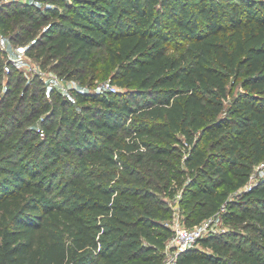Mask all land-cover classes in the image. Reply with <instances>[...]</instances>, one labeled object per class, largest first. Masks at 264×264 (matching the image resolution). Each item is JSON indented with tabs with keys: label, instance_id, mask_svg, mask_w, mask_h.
<instances>
[{
	"label": "trees",
	"instance_id": "16d2710c",
	"mask_svg": "<svg viewBox=\"0 0 264 264\" xmlns=\"http://www.w3.org/2000/svg\"><path fill=\"white\" fill-rule=\"evenodd\" d=\"M64 6L65 11L58 4L42 10L22 1L12 15H56L42 50L83 71L94 48L110 40V60L118 68L112 82L119 90H74L81 102L95 105L84 108L88 121L66 113L69 138L49 149L59 153L74 144L82 153L79 173L67 182L53 181L42 162L28 155L0 160V264H162L174 233L173 213L151 191L153 178L122 161L117 147L138 153L147 172L169 180V172L178 171L175 160H183L178 173L188 175L187 183V176L179 180L186 184L182 213L188 226L223 206H229L226 220H255L259 242L236 245L204 236L199 241L208 248L180 253L178 264H264V172L253 181L242 152L246 142L255 161L264 159V0H67ZM11 12L0 13L5 33ZM36 50L27 49L41 58ZM231 76L242 80L236 95ZM47 108L30 86L9 83L0 93L6 122L14 112L21 110L22 119ZM231 116L240 127L231 129ZM125 118L133 122L126 140L113 146L111 135ZM9 131L0 125L2 151L19 142L7 141ZM30 132H18L16 139ZM207 142L222 146L220 158ZM181 149L183 158L176 154ZM115 166L129 174L125 186L112 183ZM234 207L237 215H231Z\"/></svg>",
	"mask_w": 264,
	"mask_h": 264
},
{
	"label": "rangeland",
	"instance_id": "374dc122",
	"mask_svg": "<svg viewBox=\"0 0 264 264\" xmlns=\"http://www.w3.org/2000/svg\"><path fill=\"white\" fill-rule=\"evenodd\" d=\"M21 0H0V13L1 11H6L7 8L11 9V27L9 33H6L9 39V47L12 49L18 48L27 50L28 48H37L36 52H41L40 57L36 58L33 54H30L32 61L37 65V67H42L46 71L47 75L57 74L65 79L63 81L64 85L68 87L67 91H63L61 88L62 85L54 86L52 81L48 78H41L39 75H36L33 71H27L23 66L15 64L13 66V71L16 72V76L11 78L12 72H2L3 76L0 78L1 91L4 92L7 85L10 83L13 87L20 85L30 86V92L38 91L40 96L49 103V108L42 109L39 113L33 115L31 112L29 114L30 118L23 117L20 119L21 110L19 112H14L15 118H12L11 121H3V118H0V125H4L6 128H9L10 131L6 132L8 136L7 141H18L17 145H11L7 147L4 151L0 148V160L7 159H18L21 157H33L36 161L42 162V168L45 169L46 174L53 181H68L70 177L75 176L79 173V167L81 162L82 153L80 154L77 147L74 144L69 145V149H63L59 153L56 151L50 152L49 149H56L57 143H60L62 140L68 139V127L65 117L63 116L66 113H72L71 117H77L79 120L83 119L88 121L86 115L90 113L84 108L88 105H95L94 101L81 102L75 94V89H91L98 90V86L101 82L111 80L112 76L118 74V68L114 66L113 61L110 60V49L111 42L108 40L105 44L96 46L93 50L92 60L88 65V69L81 70L77 67L73 61L70 59L63 60L61 56L52 57L46 56L45 50L42 48L46 45L44 39V34L47 26L55 19L57 16L54 14H44L40 13L37 10H34L33 16L27 14L26 12L13 14L15 7L19 5ZM67 0H37L36 5L40 9H46V6H57L61 10L65 11ZM2 9V10H1ZM21 39V40H17ZM175 53V51H171ZM0 53H2L0 51ZM2 55V62L5 64L7 58L5 55ZM44 58H43V57ZM4 59V60H3ZM41 59H44V62H41ZM4 66V65H3ZM68 69V70H65ZM65 71V72H63ZM15 73V72H14ZM61 86V87H60ZM229 88L234 89V94L236 95L239 91L243 90L242 80L236 79L234 76H231L229 80ZM20 91V88L17 89ZM16 91V90H15ZM18 93V92H17ZM141 100V97L138 98V101ZM12 109V106H8ZM224 115V114H223ZM226 115V114H225ZM231 129L240 127L239 123H236L235 116H231ZM43 120L48 124H51L49 131L46 129V135H41L38 131V127L42 125ZM132 120H125L119 127V130L115 135H111L113 140L110 142L111 145L117 146L120 142L126 140L127 127H131ZM27 128L31 129L30 133H27L25 139L21 140L16 139L19 135L18 132H24ZM75 136L79 134L78 128L74 131ZM101 135V134H100ZM103 138V136L101 135ZM206 147L210 148L213 153H215L218 158L223 154L222 146L216 145L211 146L210 142L206 143ZM118 157L122 161H126L130 164L136 171H141L142 174H146L149 179L153 178V184L151 185V191L156 194L158 198H161L165 204L170 208V213H173L172 220H175L178 216H181L183 221V191L185 183L188 182L187 173H183L181 176L178 171H183L185 166L183 160L175 158V166L178 171L169 172L173 179H168L166 177H157L154 172L146 171L145 166L141 165L138 162V153H129L123 150L120 147H117ZM242 152L246 157L247 163L252 168L253 181L260 177L264 172V159L260 161H255L253 158L252 151L248 146V143L244 142L242 144ZM178 157H184V149L180 152H176ZM90 160V157H88ZM92 160L100 163L96 157H92ZM164 168V167H163ZM112 183L125 186L124 179L128 176L127 171L124 169V166H115L112 168ZM187 176V178H185ZM132 177V175H130ZM185 178V183L182 184L179 182L180 179ZM59 188H55V191H58ZM231 199H235L234 194H232ZM258 204H256L257 206ZM262 207V206H260ZM231 215H237L239 213L238 208L234 207ZM229 210V206H223L219 217L211 225V229L205 236L216 237L219 240H228L234 242L236 245L240 243L245 244L247 240L250 241H260L259 233L257 231V226L255 220L248 216L246 220L239 222L232 219L226 220L224 213ZM216 215H211L205 219H210L216 217ZM172 224V223H171ZM233 232V236L228 237V233ZM196 248H208L200 241L196 244ZM172 248V247H170ZM264 253V251H263ZM227 264H232L231 262Z\"/></svg>",
	"mask_w": 264,
	"mask_h": 264
},
{
	"label": "built area",
	"instance_id": "2783aa9c",
	"mask_svg": "<svg viewBox=\"0 0 264 264\" xmlns=\"http://www.w3.org/2000/svg\"><path fill=\"white\" fill-rule=\"evenodd\" d=\"M8 1V0H7ZM25 3L37 2V0H21ZM0 51L6 56L7 60L4 64V70L7 73L12 72L15 64L23 66L27 71L34 72L41 78H48L52 81L54 86L61 84L63 91H67L68 87L64 85V78L57 74L47 75L46 71L42 67H37L32 61L30 54L27 50L10 48L9 39L7 34L0 28ZM61 87V86H60ZM119 90V86L113 83L111 80L103 81L98 86V91H112L116 92ZM38 131L41 135H46V129L41 125L38 127ZM181 216H178L172 221L171 227L174 231L173 236L168 241L166 247V256L162 264H178L179 254L189 250L196 246L199 240L204 237L212 227V223L216 221L217 217L206 219L203 222L194 226H188L184 221L181 220ZM172 247V248H170Z\"/></svg>",
	"mask_w": 264,
	"mask_h": 264
}]
</instances>
